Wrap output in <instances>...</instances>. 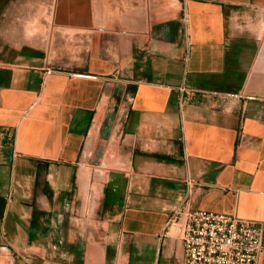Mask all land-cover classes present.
Listing matches in <instances>:
<instances>
[{
	"label": "crops",
	"instance_id": "0c3cea01",
	"mask_svg": "<svg viewBox=\"0 0 264 264\" xmlns=\"http://www.w3.org/2000/svg\"><path fill=\"white\" fill-rule=\"evenodd\" d=\"M188 182L264 224V0H0V252L182 264Z\"/></svg>",
	"mask_w": 264,
	"mask_h": 264
},
{
	"label": "built area",
	"instance_id": "2783aa9c",
	"mask_svg": "<svg viewBox=\"0 0 264 264\" xmlns=\"http://www.w3.org/2000/svg\"><path fill=\"white\" fill-rule=\"evenodd\" d=\"M188 195L173 211L169 227H178L183 243L182 264H260L264 224L213 212L186 210Z\"/></svg>",
	"mask_w": 264,
	"mask_h": 264
},
{
	"label": "rangeland",
	"instance_id": "374dc122",
	"mask_svg": "<svg viewBox=\"0 0 264 264\" xmlns=\"http://www.w3.org/2000/svg\"><path fill=\"white\" fill-rule=\"evenodd\" d=\"M25 264L22 258L10 252H0V264Z\"/></svg>",
	"mask_w": 264,
	"mask_h": 264
}]
</instances>
